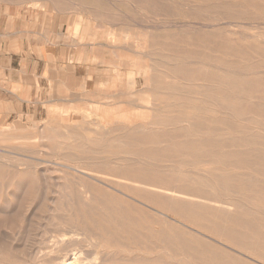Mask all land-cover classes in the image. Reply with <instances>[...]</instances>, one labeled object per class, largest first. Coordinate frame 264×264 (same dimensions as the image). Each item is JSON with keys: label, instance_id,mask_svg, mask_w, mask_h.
<instances>
[{"label": "rangeland", "instance_id": "rangeland-1", "mask_svg": "<svg viewBox=\"0 0 264 264\" xmlns=\"http://www.w3.org/2000/svg\"><path fill=\"white\" fill-rule=\"evenodd\" d=\"M40 6H44V10ZM107 33L117 34L118 42L113 44ZM0 44H3L0 50L3 67L9 69L13 63L15 69L25 73L21 82L18 77L17 81L8 79L7 84L8 88H22L19 90H23L20 96L23 100L14 98L16 102L12 103V96L6 94L0 101V175L10 178L29 167L30 179L39 180H35L28 193L26 190L18 193L21 198L19 208L24 214H0L1 243L7 246L13 243L18 249L23 246L19 251H26L25 255H35L36 251V254L45 253L46 245L54 240V232L72 231L61 216H48L51 214L50 200L57 196L52 191L63 193V187L57 185L61 182L72 186V194L76 195V190L79 194L81 189H76V172L61 167V164L77 170L101 166L108 175L119 179H128L133 171L138 178L172 180L187 191L192 187V191L227 203V209H234L237 217L233 213L223 216L201 209V214L194 220L198 227L193 225L194 228L206 233L208 238L221 237L218 238L220 241L235 247L238 253L242 251L246 257L234 252L233 255L248 263L264 264V0H0ZM142 99L155 103L148 105ZM160 102L162 106H159ZM155 104L159 105L156 107ZM103 106L113 118L123 113L136 118L134 125L127 127L130 132L118 131L100 140V144L85 142L80 151L63 149L64 139L51 134L50 129H58L61 137L72 131L85 139L84 130L89 126L78 127L82 120L97 122L90 129L99 125L110 128L107 121L100 122L96 115L100 114V111L96 113V107ZM56 109L57 115L53 113ZM145 113L154 125L141 119ZM143 126L147 131H153L152 134L142 137ZM43 134L47 135L45 140H42ZM126 134L132 138L128 139ZM165 136L166 140L174 139L160 144ZM123 140L129 143L124 144ZM105 146L110 148L107 153L103 152ZM93 147L95 152H91ZM156 152H160V157ZM254 154L259 155L258 158ZM119 167H123L121 175L114 171ZM8 191L11 189H6V193ZM132 197L134 201L128 199L129 202L143 209L140 213L134 211L133 217L144 223L151 220L146 225L147 237L139 234L134 237L138 244L134 252L142 248L149 252L150 259H154L151 253L158 251L167 255L164 262L169 264L217 263L212 261L211 251L200 236L183 235L178 229L168 228L172 232L166 234L175 238L153 239L152 231L161 230L153 225L156 220L154 210H159L161 203L153 201L154 197L147 194ZM0 202L2 211L3 200ZM165 204L162 207H167ZM169 214L178 219L171 212ZM81 234L83 237L79 236V239L85 240L84 232ZM40 242L46 243L45 246ZM26 244L29 245L25 249ZM188 244L201 249L192 250ZM116 252L119 256L127 255L123 248ZM178 252L182 256L178 257ZM218 252L221 258H230L229 264H246L236 257H229L226 252ZM97 257L100 261L101 255Z\"/></svg>", "mask_w": 264, "mask_h": 264}, {"label": "bare ground", "instance_id": "bare-ground-1", "mask_svg": "<svg viewBox=\"0 0 264 264\" xmlns=\"http://www.w3.org/2000/svg\"><path fill=\"white\" fill-rule=\"evenodd\" d=\"M46 2V1H45ZM34 4V3H33ZM36 5V4H35ZM39 5V4H38ZM37 8V6H36ZM39 8H42L41 10H44V6H40ZM161 22V21H160ZM255 26V25H254ZM213 27V26H212ZM114 33V32H112ZM112 33H107V36L109 38L112 39V43L116 44L118 42V37ZM146 35V34H145ZM144 35V36H145ZM148 35V34H147ZM108 38V39H109ZM110 40V39H109ZM146 41V38H145ZM150 44V42H148ZM93 44V43H92ZM141 44V43H140ZM146 45V43L144 44V46ZM117 47V46H116ZM170 52V51H169ZM173 52V51H172ZM173 54V53H172ZM177 55V54H176ZM174 56V55H173ZM175 58V57H174ZM177 58V57H176ZM166 59V58H164ZM177 63V62H176ZM151 66V65H150ZM153 66V65H152ZM148 67V66H147ZM106 68V67H105ZM149 68V67H148ZM186 69V68H185ZM142 72V70H140ZM197 71V70H196ZM146 72V71H145ZM148 72V70H147ZM154 73V72H152ZM164 73V72H163ZM143 74V72H142ZM147 74V73H146ZM156 74V73H155ZM158 76L161 74H157ZM152 76V75H151ZM182 76V75H180ZM145 77V76H144ZM157 77V76H156ZM124 78V77H123ZM151 78V77H150ZM153 78V77H152ZM160 78V77H158ZM192 78V77H191ZM261 78V77H260ZM147 79V78H146ZM156 79V78H155ZM263 79V78H262ZM160 80V79H158ZM162 80V79H161ZM193 80V79H192ZM150 81V80H149ZM155 82V81H153ZM229 82V81H227ZM244 82V81H243ZM150 83V82H149ZM246 83V82H245ZM228 84V83H227ZM182 85V84H181ZM232 85V84H231ZM234 85V84H233ZM242 85V84H241ZM185 86V85H184ZM182 87V86H181ZM180 87V88H181ZM206 87V86H205ZM173 88V87H172ZM186 88V87H185ZM85 89V88H84ZM178 89V87H177ZM205 89V88H204ZM168 90V89H167ZM174 90V89H173ZM179 90V89H178ZM232 90V88L230 89ZM251 90V88H250ZM176 91V90H175ZM213 91V90H212ZM153 92V91H152ZM180 92V91H179ZM178 92V93H179ZM183 92V91H182ZM237 92V91H236ZM235 92V93H236ZM245 92V91H244ZM252 92V90H251ZM250 92V93H251ZM210 93V91H209ZM238 93V92H237ZM247 93V92H246ZM249 93V92H248ZM247 93V94H248ZM212 94V93H211ZM221 94V93H220ZM224 94V93H223ZM242 94V93H241ZM245 94V93H244ZM162 94H160L161 96ZM159 96V95H158ZM180 96V94H179ZM178 96V98H179ZM177 97V96H176ZM146 98V97H145ZM152 98V97H151ZM166 98V97H165ZM243 98V97H242ZM147 99V98H146ZM167 99V98H166ZM139 100V99H138ZM171 100V99H170ZM173 100V99H172ZM199 100V99H198ZM201 101V100H199ZM141 102V101H140ZM142 102H146L148 105L155 103L149 102L148 101L142 99ZM168 102V100H167ZM171 102V101H170ZM174 102V101H173ZM161 103V102H160ZM236 103V102H235ZM164 104V103H163ZM107 105V104H106ZM113 105V104H112ZM117 105V103H116ZM119 105V104H118ZM146 105V106H148ZM159 105V104H158ZM157 105V106H158ZM166 105V104H165ZM182 105V104H181ZM72 106V105H71ZM87 106V105H86ZM101 106V105H100ZM145 106V107H146ZM156 106V104H155ZM156 106V107H157ZM162 106V103L161 105ZM186 106V105H185ZM236 106V105H234ZM53 107V106H52ZM61 107V106H60ZM77 107V106H75ZM74 107V108H75ZM80 107V106H79ZM103 107H96L98 110L96 111V113L98 111H100V114H96L97 117L99 118L98 120L100 121H107V123L109 125H111L110 128H104L102 126L99 125V127H96L95 129H90L91 126L93 125H97V122L95 123L94 121H89V120H82L81 123L79 124L80 128L85 129L84 127L87 125L89 126V128H86L84 130L85 133V139L82 138L81 136L83 135H78L74 132H70L68 131V135L66 137H61L58 129L56 130H52L53 133L51 134H56L55 136L57 138H63L64 139V144L62 145L63 149H74L79 150L80 151V146L81 144L85 143V142H89L94 144H97V142H99L100 140L106 138V137H110L112 136L114 133H118L119 132H128L127 127H129L131 124L134 123V119L136 118H132L130 116V113H128L129 115H125L124 113L118 117L115 116V118L110 116L109 110ZM120 107V106H118ZM117 107V108H118ZM168 107V106H167ZM108 108V107H107ZM113 108V107H112ZM150 108V107H149ZM178 108V107H175ZM183 108V107H182ZM47 109V108H46ZM86 109V108H85ZM165 109V108H164ZM173 109V108H172ZM240 109V108H239ZM91 111V108L89 109ZM152 110V109H150ZM171 110V109H170ZM184 110V109H182ZM63 111V110H62ZM71 111V110H70ZM69 111V112H70ZM79 111V110H78ZM93 111V110H92ZM116 111V110H115ZM131 111V110H130ZM53 112V110H52ZM112 112V111H111ZM132 112V111H131ZM165 112V111H163ZM173 111H171L172 113ZM55 115H57L59 113V111L56 109L53 112ZM87 113V112H86ZM99 113V112H98ZM114 113V112H113ZM126 113V112H125ZM148 114L150 112H147ZM155 113V112H153ZM62 114V112H61ZM70 114H72L70 112ZM69 114V115H70ZM81 115V113H79ZM92 115V113H90ZM164 114V113H163ZM166 114V113H165ZM66 115V114H65ZM84 115V113H83ZM145 117H140L143 120H148L149 117H146V113L144 114ZM152 115V113H151ZM157 115V114H156ZM71 116V115H70ZM69 116V117H70ZM86 116V115H84ZM136 116V114H135ZM134 116V117H135ZM150 116V115H149ZM257 116V115H256ZM64 117V114L63 116ZM66 117V116H65ZM67 115V118H69ZM92 117V116H91ZM88 115H87V119H88ZM233 118V117H232ZM257 118V117H255ZM54 119V118H52ZM51 119V121H52ZM152 119V118H151ZM158 119V118H157ZM258 119V118H257ZM59 120V119H58ZM69 120H71V118H69ZM81 120V119H80ZM139 120V119H138ZM68 121V120H67ZM100 121V122H101ZM140 121V120H139ZM142 121V120H141ZM165 121V120H164ZM163 121V122H164ZM144 122V121H143ZM256 122V121H255ZM73 123V122H72ZM136 123V122H135ZM147 123H150L149 120ZM162 123V122H161ZM165 123V122H164ZM257 123V122H256ZM153 124L154 123H150ZM61 125V124H60ZM63 125V124H62ZM65 125V124H64ZM134 125V124H133ZM158 125V124H156ZM161 125V124H159ZM66 126V125H65ZM63 126V127H65ZM75 126V125H73ZM73 126H71L73 128ZM77 126V125H76ZM86 126V127H87ZM140 126V125H139ZM257 126V125H256ZM159 127V126H158ZM42 128V127H41ZM48 128V127H47ZM50 128V127H49ZM62 128V126H61ZM71 128V129H72ZM98 128V129H97ZM133 128V127H132ZM136 128V125H135ZM153 128V127H150ZM64 128H62V131ZM78 129V128H77ZM129 129V128H128ZM141 129V128H140ZM142 137H146L150 134H152L153 131L148 130L145 126L142 127ZM156 129V128H155ZM158 129V128H157ZM256 129V128H255ZM14 130V129H13ZM41 131V129H39ZM75 130V129H74ZM79 130V129H78ZM18 132V130H15ZM135 131V130H134ZM211 131V130H210ZM16 132V133H17ZM81 132V131H80ZM130 132V131H129ZM128 132V133H129ZM132 132V131H131ZM156 132V131H155ZM208 132V131H207ZM4 133V132H3ZM38 133V132H37ZM160 133V132H159ZM1 134V133H0ZM131 134V133H130ZM137 134V133H136ZM163 134V133H162ZM176 134V133H175ZM128 135V134H126ZM155 135V134H153ZM158 135V134H157ZM173 134H171L172 136ZM52 136V137H55ZM122 136V135H121ZM124 136V135H123ZM129 136V135H128ZM131 136V135H130ZM129 136L128 139H131ZM176 136V135H175ZM174 136V137H175ZM183 136V134H182ZM42 137V136H41ZM117 137V136H116ZM168 137V136H167ZM254 137V136H253ZM47 138V135L43 134L42 140H45ZM135 138V137H134ZM138 138V137H136ZM39 139V138H38ZM125 139V138H123ZM166 136L165 138L160 142V144H164L167 142H172V139L170 140H166ZM261 139V138H260ZM8 140V139H7ZM52 140V139H51ZM112 139H109L108 141H111ZM3 141V140H2ZM124 141V140H123ZM159 141V140H158ZM263 141V139H262ZM11 142V141H10ZM36 142V141H35ZM68 142V143H67ZM74 142L76 143L75 145H72L71 143ZM116 142V141H115ZM114 142V143H115ZM197 142V141H196ZM252 142V141H251ZM254 142V140H253ZM28 143V142H27ZM88 143V144H89ZM102 143V142H101ZM109 143V142H108ZM107 143V144H108ZM129 142L124 141V144H128ZM259 143V142H258ZM262 142H260L261 144ZM46 144V143H45ZM91 144V145H92ZM100 144V142H99ZM103 144V143H102ZM255 144V143H254ZM259 144V145H260ZM44 145V144H43ZM55 145V144H54ZM61 145L60 144H56ZM84 145V144H83ZM86 145V144H85ZM92 145V146H93ZM121 145V144H120ZM134 145V144H133ZM111 146V145H110ZM261 146V145H260ZM41 147V146H40ZM97 147V146H96ZM95 147V148H96ZM108 146H105V148L103 149L104 153H107L110 148H107ZM127 147V146H126ZM196 147V146H195ZM43 148V147H42ZM85 148V146H84ZM130 148V147H129ZM194 148V147H193ZM56 149V148H55ZM59 149V148H58ZM97 149V148H96ZM155 149V148H152ZM159 149V148H158ZM57 150V149H56ZM126 150V149H125ZM170 150V149H169ZM198 151V148H197ZM91 152H95L94 147L91 148ZM188 152V151H187ZM186 152V153H187ZM191 152V151H190ZM151 153V152H150ZM157 153V152H156ZM160 153V152H159ZM158 154V157L159 156ZM168 153V152H166ZM189 153V152H188ZM194 154V151L193 153ZM199 154V153H198ZM227 154V153H226ZM251 154V153H250ZM264 153H262L263 155ZM97 155V154H96ZM101 155V154H100ZM132 155V154H130ZM135 155V154H133ZM140 155V153H139ZM165 155V154H164ZM190 155V154H189ZM220 155V153H219ZM255 155V154H254ZM257 155V154H256ZM258 158V156H256ZM137 156V155H136ZM134 156V157H136ZM143 156V155H142ZM148 156V155H146ZM201 156V154H200ZM144 157V156H143ZM153 157H157V156H153ZM195 157V156H194ZM219 157V156H218ZM227 157V156H226ZM225 157V158H226ZM264 158V157H263ZM151 160V159H150ZM210 160V159H209ZM226 160V159H225ZM224 160V161H225ZM26 161V160H25ZM138 161V160H137ZM141 161V160H140ZM147 161V160H146ZM199 161V160H196ZM148 162V161H147ZM145 162V165L146 163ZM151 162V161H150ZM149 162V163H150ZM116 163V162H114ZM137 163V162H136ZM141 163V162H140ZM152 163V162H151ZM195 163V162H194ZM193 163V164H194ZM197 163V162H196ZM261 163V162H260ZM123 164V163H122ZM252 164V163H251ZM256 164V163H255ZM26 165V164H24ZM113 165V164H112ZM117 165V164H116ZM125 165V164H124ZM131 165V163L129 164ZM133 165V164H132ZM155 165V164H153ZM235 165V164H234ZM65 167L68 170H73L74 172H76L74 178L77 180L75 182L76 184V189H80L79 194H77L78 190H76V195L72 194L70 192L71 187H69L68 185H64V183H58L57 185L59 187H63L62 190H64V192H58L53 190L52 194H56L57 196L52 198L51 204L52 206L50 207V215L48 216H55L58 215L61 216L60 219H64L63 222H66L68 227L72 230L69 233H66V231L64 230L65 228H63L61 226V228L65 231H59V232H54V240L51 241L50 244L46 245V247L44 249L45 253L42 252V254H36L32 255V254H27L25 255L26 251L22 252L21 250L19 251L20 248H22L23 246H21L18 249V246L15 244H9L10 246H7L3 243H1L0 241V264H116L115 261H120L121 264H155L153 262H156L158 264H169V263H165V259L166 256L162 255V253H158V251H155L153 253H151V255L154 257V259H150L149 256V252H145L144 249L142 248H138L137 250H135V252L133 251L134 247H137V243L134 239V237H136V234H139L141 236L147 237V235H145V231H148V225L149 222L144 223L142 220H139L138 218H134L133 214H135L134 211H138V213H140L141 211H143V209L141 207L136 206L133 203H130L128 199H131L130 201H134L133 197L134 195H140L143 196L146 194L150 197H154L153 201H156L158 204L161 203L159 210H154L156 212L155 215H153V217L156 216V220L155 222H153V225L159 226L161 228V230H157L155 229L154 231H152V238L156 239V240H167L170 239L172 240L173 237L175 238V236H170L167 235L166 233L169 232L168 228L172 229H178L180 230L183 235H190V236H196L199 237L200 239L203 240V242L206 244L207 248L210 249L211 254L210 257L212 259V261H217V263H212L211 261L207 260L206 262H211V263H205L204 264H229V259H223L221 258V256H219V252L218 251H222V252H226L227 255L229 257H236V259L238 258L239 260H241L242 262L246 263V264H250L248 263L246 260H244L241 257H237L235 255H233L234 253H238L236 251V248L234 249L233 246L232 248L230 246L225 245L223 242V240H219L221 239V237L218 238H208L207 235H205L204 233H202V231H199L198 229H195L193 225L198 227V224H196V222L194 223V220L197 218L198 215H200L201 213V209H205L208 210L210 212H217V213H221L223 216L226 215H232L231 213H233L234 209H227V203L221 201V202H217L214 201L212 199L209 198V196H206L205 193H199L198 191L195 192L190 190L192 187L190 185V189L187 191L185 190V188L183 186H178L176 185L172 180L171 181H162V180H158V178H138L136 176L135 172H130L131 177H129L128 179H119L116 178L115 175H108L107 172H105L101 166H93L91 168L88 169H74L72 167H70L67 164L62 165L61 167ZM134 166V165H133ZM247 166V165H246ZM253 166V165H252ZM251 166V168H252ZM260 166V165H259ZM264 166V165H263ZM28 167V166H27ZM32 167V166H31ZM104 167V166H103ZM126 167V166H125ZM26 168V167H25ZM24 168V169H25ZM143 168V167H142ZM29 167L27 168V170L25 171H19L16 174H13L10 178L9 177H5L2 174L0 175V201L3 200V210L0 211V214L5 213L8 214L10 216L11 215H20L21 213L24 214L23 212L20 211V203H21V198L20 195L18 193H22L24 190H26V193H28L30 191V188H32V186L36 183V181L39 180H32L30 179V171L28 170ZM34 169V168H33ZM123 167H119L117 169H115L114 171H116L117 175H121ZM129 169V168H128ZM140 169V168H138ZM149 169V168H148ZM21 170V169H20ZM35 170V169H34ZM134 170V169H133ZM145 170V169H143ZM253 170V169H252ZM256 170V168H255ZM258 170V168H257ZM33 171V170H32ZM54 171V170H53ZM52 171V172H53ZM113 171V170H112ZM148 171V170H147ZM150 171V170H149ZM148 171V172H149ZM263 171V170H262ZM6 172V171H5ZM42 172V171H41ZM80 173L79 175L77 174ZM9 173V172H8ZM38 173V172H37ZM142 173V172H140ZM153 173V172H151ZM155 173H158V171H156ZM215 173V172H214ZM261 173V172H260ZM67 174V173H66ZM113 174V172H112ZM209 174V173H208ZM150 175V174H148ZM105 176V177H104ZM168 176V175H167ZM37 177V176H36ZM64 177V176H63ZM145 177V176H144ZM156 177V176H155ZM58 178V177H57ZM69 178V176H68ZM123 178V177H122ZM164 178V177H163ZM169 178V177H168ZM222 178V177H221ZM44 179V178H43ZM64 179V178H63ZM40 180H42V178H40ZM45 180V179H44ZM176 180V179H175ZM179 180V179H178ZM248 180V179H247ZM254 180V179H253ZM66 181V179H65ZM177 181V180H176ZM246 181V179H245ZM243 181V182H245ZM249 181V180H248ZM258 181V180H257ZM73 182V181H72ZM178 182V181H177ZM221 182V181H220ZM26 183V184H24ZM69 183V182H68ZM242 183V182H241ZM196 184V183H195ZM70 185V184H69ZM193 185V183H192ZM221 185V183H220ZM236 185V184H235ZM249 185V184H248ZM254 186V184H251ZM228 186V185H227ZM243 186V184H242ZM222 187V186H221ZM237 187V185H236ZM235 187V188H236ZM242 188V187H241ZM6 189H11V192L8 191L6 193ZM225 189H230V188H225ZM237 189V188H236ZM41 190V189H40ZM198 190V189H197ZM249 190V189H248ZM46 191V190H45ZM49 191V190H48ZM208 191V190H206ZM73 192V191H72ZM235 193L238 192V189L236 191H234ZM256 192V191H254ZM40 193V192H39ZM75 193V192H74ZM144 193V194H142ZM256 194V193H255ZM41 195V194H40ZM38 195V196H40ZM51 195V194H50ZM240 195V194H239ZM45 196V195H44ZM47 196V195H46ZM244 196V195H243ZM263 196V195H262ZM53 197V196H52ZM139 197V196H138ZM24 198V197H23ZM45 198V197H44ZM144 198V197H142ZM141 198V199H142ZM148 198V197H147ZM245 199H247L246 197H243ZM258 198V197H257ZM26 199V198H24ZM23 199V200H24ZM39 200V199H37ZM149 200V199H148ZM151 200V198H150ZM249 200V199H248ZM19 201V202H18ZM247 201V200H246ZM34 202V201H31ZM38 202V201H37ZM49 202V201H47ZM138 202V201H137ZM145 202V201H144ZM44 202H42L43 204ZM141 203V202H140ZM148 203V202H147ZM167 205V207H162V205ZM39 204V202H38ZM38 204H35V206H37ZM48 204V203H47ZM47 204H44L45 206ZM139 204V203H138ZM145 204V203H144ZM25 205V204H24ZM152 205V204H151ZM153 205H155V203H153ZM0 206H1V202H0ZM33 206V205H31ZM141 206V205H140ZM148 206V205H147ZM150 206V204H149ZM159 206V205H158ZM158 206L156 208H158ZM232 206V205H231ZM39 207V206H38ZM1 208V207H0ZM32 210L34 208L30 207ZM146 208V207H144ZM149 208V207H148ZM167 208H171V209H167ZM37 209V208H34ZM242 209V208H241ZM1 210V209H0ZM22 210V209H21ZM45 210V209H44ZM43 209H41L40 211H44ZM239 210V209H238ZM29 211L31 212V210L29 209ZM151 211V209H150ZM34 212V211H33ZM38 212V210H37ZM134 212V213H133ZM172 213L173 215H175L178 219L172 218L171 215L169 213ZM213 212L211 214H213ZM42 213V212H41ZM137 213V214H138ZM144 213V212H143ZM240 213V212H237ZM40 214V213H39ZM62 214V215H61ZM234 214V213H233ZM36 215V214H34ZM38 215V213H37ZM140 215V214H139ZM142 215V214H141ZM149 215V214H148ZM148 215H146L145 217H147ZM151 215V214H150ZM236 217L237 215L234 214ZM24 216V215H23ZM29 216V215H28ZM40 216V215H39ZM206 216V215H205ZM19 217V216H18ZM141 217V216H140ZM139 217V218H140ZM144 217V215H143ZM144 217V218H145ZM204 217V216H203ZM247 217V216H246ZM11 218V217H10ZM24 218V217H23ZM52 217H49V219H51ZM57 218V217H56ZM142 218V217H141ZM149 218V217H147ZM210 218V215H209ZM17 219V217H16ZM20 221L21 219L18 218ZM25 219L28 221L29 218L25 217ZM36 219V218H35ZM54 219V218H53ZM52 219V220H53ZM59 219V220H60ZM153 219V218H152ZM207 219V218H206ZM225 220L227 218H224ZM223 219V220H224ZM245 219V218H244ZM256 219V218H255ZM37 220V219H36ZM43 220V219H42ZM218 220V219H217ZM230 220V219H229ZM34 221V220H32ZM31 221V223H32ZM251 221V220H250ZM255 221V220H254ZM261 221V220H259ZM1 222V221H0ZM8 222V221H7ZM29 222V221H28ZM35 222V221H34ZM38 222H42V221H38ZM55 222V221H54ZM56 222L59 223V221L56 220ZM207 222V221H206ZM210 222V221H209ZM215 222V220H214ZM220 222V221H219ZM11 223H14L11 220ZM17 223V222H16ZM37 223V222H36ZM57 223V225H59ZM61 223V221H60ZM218 223V222H217ZM258 223V222H257ZM5 224V223H3ZM26 224V223H25ZM152 224V222L150 223ZM229 224V223H228ZM2 225V224H1ZM12 224H10L11 226ZM30 225V224H29ZM54 225V223H53ZM56 225V226H57ZM147 225V226H146ZM152 225V226H153ZM4 226V225H3ZM13 226V225H12ZM27 226V224H26ZM33 226V224H32ZM32 226H30L32 228ZM35 226V225H34ZM33 226V227H34ZM65 226V225H64ZM207 226V225H206ZM208 226H210V223L208 224ZM213 226V225H212ZM260 226V225H259ZM1 227V226H0ZM16 227V226H15ZM20 227V226H19ZM38 227V226H35ZM60 227V226H59ZM67 227V226H65ZM158 227V229H160ZM200 227V226H199ZM225 227V225H224ZM233 227V226H232ZM5 228V227H4ZM60 228V229H61ZM229 228V227H227ZM231 228V227H230ZM10 229V228H9ZM19 229V228H17ZM59 229V230H60ZM152 229V228H151ZM210 229V227H209ZM224 229V228H223ZM232 229V228H231ZM235 229V228H234ZM248 229V228H247ZM251 229V228H250ZM4 231H6L5 229H3ZM20 230V229H19ZM10 231V230H9ZM7 231V233L9 232ZM24 231V230H22ZM21 231V232H22ZM27 231V229H26ZM29 231V230H28ZM14 232V231H13ZM81 232H84V236H85V240H80L79 236L83 235L81 234ZM172 232V231H170ZM169 232V233H170ZM234 232V231H233ZM232 232V233H233ZM240 232V231H239ZM248 232V231H247ZM17 233V232H16ZM177 233V232H176ZM181 233V234H182ZM212 233V232H211ZM221 233V232H220ZM231 233V234H232ZM12 235V233H9V235ZM15 234V233H14ZM34 234V233H33ZM171 234V233H170ZM175 234V233H174ZM246 234V233H245ZM249 234V232H248ZM246 234V235H248ZM2 232H1V228H0V239L2 238ZM53 235V233H52ZM180 235V233H179ZM20 235L18 234V237ZM24 236V235H23ZM31 236V235H29ZM221 236V235H220ZM252 236V235H251ZM10 237V236H9ZM13 237V236H12ZM15 237V236H14ZM165 237V238H164ZM203 237H207L208 239H210V241L203 239ZM31 239V237H29ZM237 238V237H236ZM22 239L23 238H19ZM31 239H29L31 241ZM4 240H6V237L4 235ZM10 240V238L8 239ZM18 238L16 239L15 237V241H17ZM28 240V242H29ZM255 240V239H254ZM3 241V240H2ZM11 241V240H10ZM14 241V243H15ZM24 241H25V237H24ZM161 241V242H162ZM181 241V240H180ZM223 241V242H222ZM258 241V240H257ZM7 242V241H6ZM9 242V241H8ZM7 242V243H8ZM13 242V241H11ZM42 242V241H41ZM41 242L39 243L40 245H44L45 244H41ZM172 242V241H171ZM226 242V241H225ZM18 245H19V240H18ZM21 243V241H20ZM44 243V242H42ZM159 244H161L160 242H158ZM174 243V242H173ZM246 243V242H245ZM250 243V242H249ZM258 243V242H257ZM32 244V243H31ZM166 243H164L165 245ZM175 244V243H174ZM178 244V242H177ZM176 246H179L177 245ZM183 244V243H182ZM247 244V243H246ZM26 244L24 245V248L26 249V247H28ZM37 245V244H36ZM38 246L41 247V246ZM148 245V244H147ZM20 246V245H19ZM182 246V245H180ZM30 247V246H29ZM33 247V246H32ZM36 247V246H35ZM34 247V248H35ZM155 246H152L151 248H153ZM163 247V245L161 246ZM160 246H157V248H161ZM188 247H190L192 250H196V249H201L199 248V246L194 245V244H188ZM205 247V246H204ZM42 248V247H41ZM39 248V249H41ZM118 248H123V253L127 254L126 256H119V254L116 252V249ZM30 249V248H29ZM32 249V248H31ZM229 249V250H227ZM28 250V249H27ZM164 250V249H162ZM42 251V250H41ZM40 251V253H41ZM200 251V250H199ZM198 251V252H199ZM208 251V250H207ZM263 251V250H262ZM261 251V253H262ZM33 252V249H32ZM157 252V253H156ZM39 253V252H38ZM122 253V252H121ZM179 253V252H178ZM197 253V252H196ZM260 253V254H261ZM166 254V253H164ZM200 254V253H199ZM239 255H242L244 257H246L245 254L242 253H238ZM263 254V253H262ZM101 255V259L100 261H97L98 257ZM253 255V254H252ZM177 256H182L181 252L179 254H177ZM176 256V257H177ZM173 257V256H172ZM197 257V255H196ZM224 257V256H223ZM195 258V257H194ZM225 258V257H224ZM196 259V258H195ZM202 259V257H201ZM208 259V255L207 258ZM235 259V260H236ZM253 259V258H252ZM174 260H176L174 258ZM203 260V259H202ZM251 260V259H250ZM257 260V259H256ZM153 261V262H152ZM168 261V260H167ZM182 261V259H181ZM190 261V260H189ZM231 261V260H230ZM151 262V263H150ZM160 262V263H159ZM183 262V261H182ZM202 262V263H203ZM232 262V261H231ZM257 262V261H255ZM192 263V262H190ZM239 263V262H238ZM237 263V264H238ZM259 263V262H258ZM118 264V262H117ZM171 264H173L171 262ZM233 264V263H232ZM261 264V263H260Z\"/></svg>", "mask_w": 264, "mask_h": 264}, {"label": "crops", "instance_id": "crops-1", "mask_svg": "<svg viewBox=\"0 0 264 264\" xmlns=\"http://www.w3.org/2000/svg\"><path fill=\"white\" fill-rule=\"evenodd\" d=\"M3 47V44H0V50ZM23 70L15 69L13 66V63L11 64L10 68L3 67L2 63L0 62V101L2 99V96H5L6 94L12 96V103L16 102L14 98H19L20 100H23L22 97H20L23 94V90L19 87V89L15 87L8 88V79H14L17 81L16 78L19 77V82H21L23 76H24ZM17 86V85H15ZM5 101V99H4ZM10 101V100H9ZM2 117V114L0 113V118Z\"/></svg>", "mask_w": 264, "mask_h": 264}]
</instances>
